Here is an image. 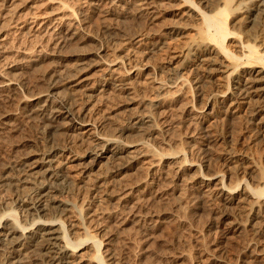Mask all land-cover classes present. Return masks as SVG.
Segmentation results:
<instances>
[{"label": "rangeland", "instance_id": "1", "mask_svg": "<svg viewBox=\"0 0 264 264\" xmlns=\"http://www.w3.org/2000/svg\"><path fill=\"white\" fill-rule=\"evenodd\" d=\"M87 1L0 0V75L8 74L15 79L17 89V95L9 91L0 93V115L10 111L13 114L12 118L0 121V180L7 173L14 177L13 172L3 168L7 161H33L50 148L53 137H58L60 148L67 152L59 159V166L65 168L68 177L56 181L62 188V194L55 193L54 200L60 207H75L71 208L73 213H68L65 220L66 224L76 223L77 226L70 241L75 250V263L94 264L93 242L86 236L87 232L100 243V253L107 264H211L213 260L220 264H264L263 232L259 231L250 241L249 232L242 234L235 229L236 224L245 220L238 213L237 206L232 204L225 208L215 192L212 191L213 195L204 192L215 190L219 184L231 193L248 186L251 193L249 201H262L254 192L261 186L248 174L247 165L252 154L255 163L258 166L262 164L264 133L261 134L249 122L248 109L226 115L221 101L229 93L222 94L226 79L222 71L211 70L216 66L190 61L181 70L178 64L171 65L173 57L180 53L178 50L189 42V37H174L176 40L172 39V42L163 38L161 24L172 22L170 15L164 14V19L153 24L146 9L141 15L136 14L134 6L124 1L123 6L114 5L113 14L104 16L100 12H88ZM108 2L111 3L103 1L104 7L106 3L107 7L111 5ZM167 2L155 0L147 3L156 5L155 10L162 9L159 11L163 12L167 9ZM212 5L207 2L199 7L208 13ZM70 15L77 22L88 17V26L80 33L83 37L94 36L97 42L86 38L78 43L74 41L69 53L67 49L58 56H49L59 38L57 35L61 34V37L66 32L65 25H68ZM51 23L57 28L53 37L46 33ZM108 26L107 32L105 28ZM227 29L238 35L228 36L225 46L241 58L234 51V45L235 41L248 40L246 28L244 24L235 26L230 14ZM134 33L143 35L148 47L156 49L134 45L131 41L136 36ZM251 34V39H264V24H258ZM94 47L99 55L88 56L85 61L87 64L95 63L96 66L87 69V74L99 88L93 92L91 100L87 101L89 103L82 98L84 101L78 100L77 104L86 106L88 119L96 130L79 135L69 130H54L46 126L41 116L25 113L37 107L34 103L40 99L24 106L18 101V96L27 99L30 94L45 92L53 69L63 70L77 64L75 52L92 51ZM237 70L246 72L248 64L244 60L239 61ZM110 74L123 78L128 91L116 92L107 87L100 92L101 77ZM179 77L184 86L178 85V90L169 89L168 99L163 102L160 99V110L154 112L158 114L155 123L161 133L136 137L123 130L132 117L154 111L148 102L156 95L159 83L175 82ZM63 95L64 90L60 87L45 92L41 100L49 99L50 104L56 105L62 101ZM97 133L125 145L142 138L155 155L154 162L150 157L144 161L155 165L130 163L127 157L136 153L132 147L128 152L135 153L131 156L125 152L123 158L115 163L98 159L97 165L92 166L90 157L98 147V141L93 137ZM120 163L129 165L120 169L117 167ZM44 170L38 167L31 172L27 178L29 183L22 185L25 187L23 192H31L28 188L44 178ZM100 184L101 187L97 188ZM17 195L12 188L0 187L1 211L13 207ZM79 207H83V222L76 210ZM18 212L20 223L26 226L29 218L22 211ZM40 218L42 221L51 220L47 215ZM5 223V219L1 221L0 232ZM260 223L261 218L256 219L255 226ZM35 228L28 227L24 232L28 234Z\"/></svg>", "mask_w": 264, "mask_h": 264}, {"label": "bare ground", "instance_id": "2", "mask_svg": "<svg viewBox=\"0 0 264 264\" xmlns=\"http://www.w3.org/2000/svg\"><path fill=\"white\" fill-rule=\"evenodd\" d=\"M103 1L104 0H88L86 3V10L90 13H103L104 16L111 15L113 14L112 10L115 8L114 5L117 4V6L120 7V5H122V3L125 1L124 3L127 2L128 5L130 4L134 6L135 12H137L136 14L141 15V13H143L142 10L146 9L145 11H147L149 20L153 24L154 22L156 23L158 19L161 20L164 14L170 15V17L173 18H171V20H173L172 22L168 24L165 23L163 25L159 22L161 26H163V29L158 27L160 30H163L161 31L163 38L165 40H171L172 42V39H175L178 36L187 38L189 37V42L184 46V48H181L182 50H178L180 53H178V56L176 55L173 57V62L171 65L176 63V65L178 64L177 67L180 66L181 70L184 69L190 61H193L194 63H197L198 61L199 63H204L209 67L216 66L217 68L215 67L211 70H219L220 72L222 71V74L226 79L224 84L225 91L222 94L225 95L229 93V96H227V98H223L221 101L223 103V107L225 108L226 115L235 114L241 109L246 108L248 109L249 113V122L252 125L254 124L256 129H258L261 134L264 133V39H258L260 41H257L255 38H250L251 30L258 26V24H264V0H199L196 3L193 0H167V9H164L163 12L159 11L162 9L155 10L157 9L155 8L157 7L156 5L155 7L153 5L150 6L151 2L155 0H109L111 2H108L111 4L109 7H107V3L106 7H104L105 5L103 4ZM207 2L213 5L208 13H205L202 9H200L199 6ZM144 6L150 7L146 8ZM158 8L160 7L158 6ZM116 11L117 10H115V12ZM123 13H125V11ZM230 14L233 15L235 26L240 27L241 24H244L246 33L249 37L245 42L235 41L234 51L236 50V52L241 55V58L235 56L232 51L228 50L227 46H225V41L228 36L231 35L233 37L238 35L235 32H228L227 19ZM72 17L73 15L69 16V20L67 22L68 25H65L67 26L66 32L63 34V36L60 37L61 34L57 35L59 38H57V43L55 46L53 45V50L49 56H58L67 49L68 52L74 41L81 42L86 38L87 41L97 42L94 36H90L89 33V36L86 37H83L84 35L82 34V36L80 33L81 29L86 27V25L89 23L88 17H82V19H80L78 22ZM261 21L262 23H260ZM52 23L50 24V27L47 26L48 29L46 28V33H49V37L55 36L54 31L57 30L56 25L52 26ZM109 27L110 26L105 28V30L107 31L110 29ZM114 28L116 27L114 26ZM42 30H44V28ZM113 30L111 32H113ZM153 32H155V30ZM158 32L160 33V31ZM132 40L134 41V45H137V47L152 50L153 48L156 49L154 46H152V48L148 47L149 45H147L148 43H146L143 35L138 33L133 37V39H131V41ZM167 43L169 44L168 41ZM165 45L167 46V44ZM159 47L157 46V48ZM75 50L77 49L75 48ZM70 52H72V49ZM97 54V49L92 51L90 49L88 52L84 53L78 50L75 52L76 59H78L77 64L67 68L63 67V70L60 68L52 70L53 76H49L50 78L48 80L47 89L45 92H51L60 87H62L64 90L62 101L56 103V105L50 104L52 102H49V99H45L43 101L41 100L45 93L43 91L30 94L27 99L21 98V95L18 96V101L24 106L32 105L33 102L40 99V101L34 103L37 105V107L34 106L35 108L33 110L29 108L31 111H26L25 113H33L41 116L43 122L47 124L46 126H49L54 130H69L73 133H76V135L81 133L83 134L87 131L91 132L92 130H96V127L93 126L88 119L89 112L86 106L79 107L77 102L78 100H82V98L86 100L85 102L91 100L90 98L93 96V92L97 91L99 88L97 85H95L96 82L94 84L90 76L87 74V69L96 66L95 63L87 64V60L85 61L88 56L94 57L97 56ZM241 60H244L246 64H248V70L246 72L244 70H237L238 62ZM195 67L197 66L195 65ZM101 78L102 84L100 86V92H104L107 87L115 89L116 92L128 91L125 80L119 76L110 74L103 75ZM231 78L233 79L231 80ZM14 80L15 79L8 76V74L0 75V93L9 91L12 92V94L17 95V89L15 87ZM174 81L175 82L170 83H159L156 88V95L150 102H148V106L152 107L151 110L154 111H150L148 109L149 111L132 117L128 122L127 127H124L123 130L136 135V137L144 135L146 136V134L148 136L149 134L151 136L158 134L160 130L156 125L157 123H155V117L158 114H155L154 112L158 113V110H160L161 107L160 103L168 99L166 95L169 93V89H176L178 85H180V87L184 86V83L180 77L177 78V81ZM160 99L162 100L161 102L159 101ZM21 108L23 109V107ZM10 112H6L4 114L1 113L2 115H0V121L2 122V120L7 118H12L13 114ZM97 135L93 137L98 141V147L90 157L92 166L97 165L98 159H104L106 162L115 163V161L123 158L122 154L128 152L132 147H135L136 153L134 152L135 155L131 156L134 153L128 152L129 156H131L127 157L130 163L148 164V162L144 161V159L147 157H150L152 159L151 161L154 162L155 155L153 154V151L149 145L141 140L142 138L139 139L140 137L134 141L135 143L133 142L125 145L120 144L113 138ZM58 141V137H53L50 143V148L38 155V157L33 161L23 160L21 163L17 160H9L3 167L8 168L11 172H13L12 174L14 177H9V173L1 176L0 187L12 188V191L18 193V195L16 202L14 201L15 204L13 207H10L4 211H1L2 208H0V223L4 219L6 221L5 225L3 226V231L0 232V264H79L75 263V250L72 249L73 246L70 242L72 239L71 233L73 230H75V228H77V226L76 223L66 224L65 222V220L68 218L67 214L73 213L71 212V208L75 207L70 206V209H66L57 205V202L54 200V196L56 195L55 193H61L62 191V188L59 187V184L56 181L68 177L65 173V168L59 166L61 163L59 159L65 157L67 152L66 149L60 148ZM261 162L262 164L258 166L257 163H255L252 154L247 165L249 171L248 174L251 175L252 179H254V181L261 186L259 189L254 191L255 195L262 199L261 202L257 200L255 202L249 201L248 198L251 197V193L248 186L243 187L241 191H238L237 193H231L221 184H219L215 190L207 189L204 191L208 193L207 195L210 193L212 194V191L215 192L221 198L222 205L226 206L225 208H227L229 205L231 206L232 204L237 206L238 213L245 217V220L242 221V223L236 224L235 229L242 234L244 232H249L251 236L250 241L256 238L255 236L259 231L263 232L264 234V156L262 157ZM127 165L129 164L120 163L117 165V167L124 169ZM148 165H151L152 167L155 164L149 162ZM38 167L45 168L44 178H42L41 181H36V183H33L34 187L28 188V190L31 192H23L25 187L22 185L29 183L27 180L28 176H30L31 172ZM203 184H206V182ZM101 185L102 184L98 185L97 188L101 187ZM108 199H112V197L108 196ZM82 209L83 207H79L76 210L81 221L83 222L85 216L82 214ZM18 211H22L29 218V223H26V226L20 223L18 219ZM46 215L49 216L51 220L42 221L40 217H44ZM259 218H261V223L259 226H255L256 219ZM33 226L36 227L35 230L25 234L24 231L28 227ZM85 229L87 231V228ZM86 236H89V239H91L93 242V263L107 264V260H105L103 254L100 253V243L93 235H89L87 232ZM251 252L253 251L251 250ZM87 262H90V260ZM211 264H220V262L218 260H213Z\"/></svg>", "mask_w": 264, "mask_h": 264}]
</instances>
